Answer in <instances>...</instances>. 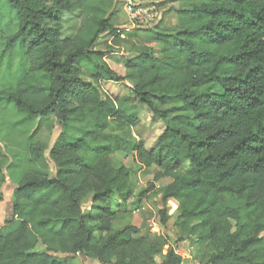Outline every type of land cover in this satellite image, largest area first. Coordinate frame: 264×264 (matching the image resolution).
<instances>
[{"label":"trees","instance_id":"trees-1","mask_svg":"<svg viewBox=\"0 0 264 264\" xmlns=\"http://www.w3.org/2000/svg\"><path fill=\"white\" fill-rule=\"evenodd\" d=\"M120 1L0 0V200L7 178L16 184L0 264H74L53 252L182 264L168 236L113 226L112 198L133 195L130 168L114 163L123 141L158 168L155 182L173 179L157 189L161 224L176 200L178 239H194L201 264H264V0H171L177 25L142 32L115 26L109 11ZM75 12L81 25L65 37L63 19ZM106 34L136 52L124 76L95 49ZM103 81H129L133 96L107 95ZM136 102L166 123L153 148L132 134ZM55 123L49 148L42 130ZM89 198L98 213L84 210Z\"/></svg>","mask_w":264,"mask_h":264},{"label":"rangeland","instance_id":"rangeland-1","mask_svg":"<svg viewBox=\"0 0 264 264\" xmlns=\"http://www.w3.org/2000/svg\"><path fill=\"white\" fill-rule=\"evenodd\" d=\"M130 2L136 7L135 9L141 7L146 10L148 9L149 12L147 15L145 14L144 17L151 22L149 23L144 20L138 22L132 19L130 7L127 6V3ZM177 6L178 3L171 0H168L164 5H159L157 2L152 3L148 0H121L113 10L109 11V13L113 15V23L120 31H128L130 29L138 28L140 32H142L141 30L154 27L160 22L167 28L173 29L177 25V19L174 13V8ZM80 25L81 16L79 12L67 14L62 22L63 35L65 37L74 36ZM111 45L114 46L112 37L106 34L97 42L95 49L104 52L105 60L110 67H112L119 75L124 76L126 72L124 60L136 55V52L133 51L128 44H123L120 47L114 46L115 51L109 49V46ZM84 78L88 81H92L90 73L87 70H85ZM128 85H131L129 81L125 84L117 81H103L100 83V87L104 93L114 98L133 96ZM135 104L137 105L140 123L132 129V134L136 139L144 140L148 149L153 148L158 137L166 128V123L163 120L154 117L145 105L138 104V102ZM61 130L62 128L58 123H55L53 128L44 126L42 130V139L48 144L49 148L54 145ZM122 145V150L114 155V163L117 167L125 165L130 168V180L133 187V195L126 203L123 202L121 196L117 195L112 198L110 207L118 216L117 220L113 223L114 228L120 229L127 225H133L140 228L142 235L150 239L159 235L168 236L171 245L182 256V264L198 263L200 251L194 239H178L180 209L179 203L176 200L170 199L168 201L167 207L170 219L166 227L161 224L159 210L163 207V204L161 195L157 192V189L169 184L173 179L167 177L155 182L154 177L158 168L156 166L150 168L145 167L141 163V160L131 143L123 141ZM2 147L6 152V147L4 145ZM49 152L50 150L46 151V156L49 160L52 175H55L56 166L49 159ZM186 167H188V165H186ZM152 182H155L156 187L147 192L142 200H139L140 193L148 189ZM15 188L16 184L10 178H7L2 189L3 199L0 200V226H5L6 220L10 218L12 214L13 192ZM83 207L85 211H92L93 213L99 212L94 208L92 198H89L84 203ZM35 250L43 251L45 250V246L42 243H39ZM52 254L59 259L68 258L74 264H101L98 260L90 258L82 253L69 255L53 252Z\"/></svg>","mask_w":264,"mask_h":264},{"label":"built area","instance_id":"built-area-1","mask_svg":"<svg viewBox=\"0 0 264 264\" xmlns=\"http://www.w3.org/2000/svg\"><path fill=\"white\" fill-rule=\"evenodd\" d=\"M127 6H129L130 7V14H131V18L132 19H134V20H136V21H140V20H144V21H146V22H151V21H149L148 19L146 20V18L144 17L145 16V14L147 15L148 14V12H149V10L147 9H144V8H137V9H135L136 7L135 6H133V3L132 2H130V3H127ZM134 9H135V11H134ZM154 17V16H153ZM152 18V17H151ZM152 20V19H151ZM174 248V247H173ZM174 250H175V248H174ZM176 251V250H175ZM176 253H178L177 251H176ZM179 254V253H178ZM180 255V254H179ZM191 264H201L200 262H198V263H191Z\"/></svg>","mask_w":264,"mask_h":264}]
</instances>
